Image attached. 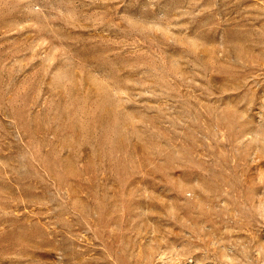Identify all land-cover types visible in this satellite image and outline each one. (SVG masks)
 Listing matches in <instances>:
<instances>
[{"label": "rangeland", "instance_id": "374dc122", "mask_svg": "<svg viewBox=\"0 0 264 264\" xmlns=\"http://www.w3.org/2000/svg\"><path fill=\"white\" fill-rule=\"evenodd\" d=\"M0 264H264V0H0Z\"/></svg>", "mask_w": 264, "mask_h": 264}]
</instances>
